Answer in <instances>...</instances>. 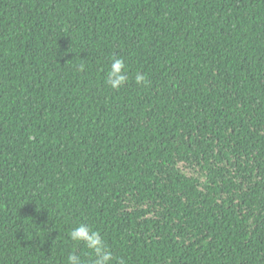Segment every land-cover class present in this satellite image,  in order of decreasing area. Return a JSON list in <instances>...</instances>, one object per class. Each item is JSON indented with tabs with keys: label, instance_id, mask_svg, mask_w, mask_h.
I'll use <instances>...</instances> for the list:
<instances>
[{
	"label": "trees",
	"instance_id": "1",
	"mask_svg": "<svg viewBox=\"0 0 264 264\" xmlns=\"http://www.w3.org/2000/svg\"><path fill=\"white\" fill-rule=\"evenodd\" d=\"M79 223L125 264H264V0H0V264H92Z\"/></svg>",
	"mask_w": 264,
	"mask_h": 264
},
{
	"label": "clouds",
	"instance_id": "2",
	"mask_svg": "<svg viewBox=\"0 0 264 264\" xmlns=\"http://www.w3.org/2000/svg\"><path fill=\"white\" fill-rule=\"evenodd\" d=\"M81 65V70L83 69ZM128 81V70L126 62L120 57H111V65L107 71L106 82L112 89H119ZM137 84L146 83V76L137 73L135 76ZM68 238L74 243H84L86 248L93 254L92 264H125L121 258L114 257L108 248L103 236L98 230L85 223H79L68 232ZM67 264H84V261L75 251L67 256Z\"/></svg>",
	"mask_w": 264,
	"mask_h": 264
}]
</instances>
